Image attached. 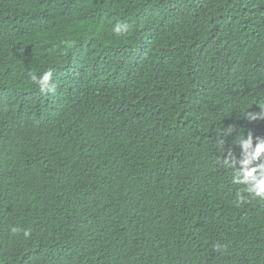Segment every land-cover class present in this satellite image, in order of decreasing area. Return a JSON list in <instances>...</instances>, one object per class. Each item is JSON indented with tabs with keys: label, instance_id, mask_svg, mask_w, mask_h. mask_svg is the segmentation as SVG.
<instances>
[{
	"label": "trees",
	"instance_id": "trees-1",
	"mask_svg": "<svg viewBox=\"0 0 264 264\" xmlns=\"http://www.w3.org/2000/svg\"><path fill=\"white\" fill-rule=\"evenodd\" d=\"M259 104L264 0H0V264H264L219 163Z\"/></svg>",
	"mask_w": 264,
	"mask_h": 264
},
{
	"label": "clouds",
	"instance_id": "clouds-1",
	"mask_svg": "<svg viewBox=\"0 0 264 264\" xmlns=\"http://www.w3.org/2000/svg\"><path fill=\"white\" fill-rule=\"evenodd\" d=\"M112 33L117 39L127 38L132 31V25L127 22H117L112 26ZM55 69L49 66L41 73L29 72V80L32 85L36 86L40 93L48 94L55 91L53 83ZM260 111L250 112L247 110L241 115L249 122L264 120V106L259 104ZM235 130V125L230 126L225 136L231 134ZM236 144L239 146L240 154L237 156L234 149H225L223 159L219 161L223 166L232 169L231 183L237 187L235 193V204L242 207L250 203L252 199L264 201V136H255L252 132H248L244 137L239 139ZM13 235L22 234L24 238L31 236V229L14 225L11 227ZM215 247L218 249L220 244Z\"/></svg>",
	"mask_w": 264,
	"mask_h": 264
}]
</instances>
